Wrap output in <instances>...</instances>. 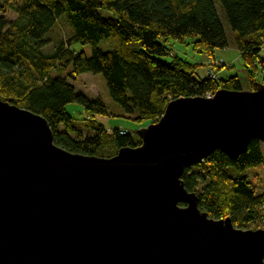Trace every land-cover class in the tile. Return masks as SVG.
Masks as SVG:
<instances>
[{
	"label": "water",
	"instance_id": "1",
	"mask_svg": "<svg viewBox=\"0 0 264 264\" xmlns=\"http://www.w3.org/2000/svg\"><path fill=\"white\" fill-rule=\"evenodd\" d=\"M139 135L109 158L71 153L0 99V264H264V229L208 217L181 181L264 142V87L171 100Z\"/></svg>",
	"mask_w": 264,
	"mask_h": 264
},
{
	"label": "trees",
	"instance_id": "2",
	"mask_svg": "<svg viewBox=\"0 0 264 264\" xmlns=\"http://www.w3.org/2000/svg\"><path fill=\"white\" fill-rule=\"evenodd\" d=\"M222 11L234 40L249 91L264 87V0H0V99L43 117L54 143L86 156L109 158L123 147L141 145L139 131H107L95 119L109 116L100 99L75 92L73 82L84 73L101 75L113 103L139 126L154 124L169 101L214 94L219 89L240 91L238 76L200 79L201 65L172 53L171 41L191 40L194 52L215 59L228 47ZM10 8L16 18H4ZM63 21L70 35L44 52L48 35ZM104 44L106 50L100 49ZM89 47L90 56L73 47ZM170 58L169 62L162 58ZM220 70V69H218ZM217 70V71H218ZM78 104L87 117L83 136L67 112ZM262 141L252 139L235 159L220 151L186 168L184 188L198 198L208 217L230 218L243 230L260 229L264 191L248 177L231 175L263 163Z\"/></svg>",
	"mask_w": 264,
	"mask_h": 264
},
{
	"label": "rangeland",
	"instance_id": "3",
	"mask_svg": "<svg viewBox=\"0 0 264 264\" xmlns=\"http://www.w3.org/2000/svg\"><path fill=\"white\" fill-rule=\"evenodd\" d=\"M217 9L224 25L228 40V47L226 49L215 51V59H208L206 56L194 52L192 45L190 44L191 40L187 38L183 43L171 41L170 47L172 53L190 63L201 65L197 73L200 79L206 78L208 76V70L212 69V74L216 75L217 80H225L231 76H238L240 79L241 90L249 91L246 81L243 77L239 53L236 50L229 26L218 6V3ZM0 16H2L1 12ZM3 16L7 22H10L16 18V14L10 8L6 10V13ZM68 35H70V30L66 24L63 21L58 22L53 31L47 37L48 45L43 49L44 52L50 53L52 51V47L58 42V40L66 38ZM98 47L102 50H106L107 48L103 43L99 44ZM73 49L76 52L84 51L87 56H90L91 53L89 47H80L76 45L73 47ZM260 55L264 56V47L261 48ZM162 59L165 62H169L170 60V58L167 57ZM218 61L223 62V65L214 67L215 64L212 65V63ZM73 86L75 88V92H81L91 100L100 99L104 103L109 116L96 114L94 119L107 131L117 129L119 131H125L128 134H133L134 132L139 131L147 126H139L130 118L124 117L122 110L109 98L105 82L101 75L84 73L73 82ZM66 110L74 117L75 126L78 130H80L83 136L92 134L91 131L85 129L87 117L80 105L68 104L66 106ZM105 148L106 150L104 149L103 153L107 154L106 151H109L110 148L109 146L108 148L105 146ZM261 152L263 156V163L258 167L249 168L243 172H235L233 169H228L231 175H244L248 177L257 192L264 191V142L261 144ZM103 153L99 152L98 156L102 155ZM260 229H264V225L261 223Z\"/></svg>",
	"mask_w": 264,
	"mask_h": 264
},
{
	"label": "built area",
	"instance_id": "4",
	"mask_svg": "<svg viewBox=\"0 0 264 264\" xmlns=\"http://www.w3.org/2000/svg\"><path fill=\"white\" fill-rule=\"evenodd\" d=\"M213 64H215L214 67H218V66H220V65H223V62H219V61H218V62H213L212 65H213ZM207 73H208V76H209L211 79H215L216 75H215V74H212V69H211V70H208ZM202 97L209 99V98H212V97H213V94L208 93V94H205V95L202 96ZM260 223L264 225V207H262V209H261V220H260Z\"/></svg>",
	"mask_w": 264,
	"mask_h": 264
}]
</instances>
